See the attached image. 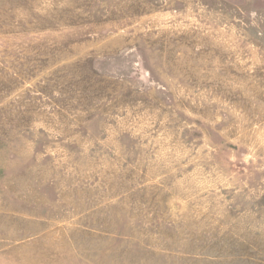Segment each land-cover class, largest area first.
Listing matches in <instances>:
<instances>
[{
    "label": "rangeland",
    "instance_id": "1",
    "mask_svg": "<svg viewBox=\"0 0 264 264\" xmlns=\"http://www.w3.org/2000/svg\"><path fill=\"white\" fill-rule=\"evenodd\" d=\"M0 264H264V0H0Z\"/></svg>",
    "mask_w": 264,
    "mask_h": 264
}]
</instances>
